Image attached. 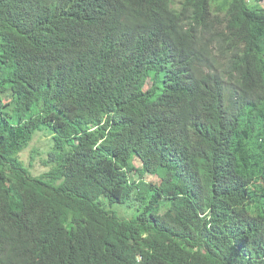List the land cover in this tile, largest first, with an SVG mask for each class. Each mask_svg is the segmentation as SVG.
<instances>
[{
  "label": "trees",
  "instance_id": "1",
  "mask_svg": "<svg viewBox=\"0 0 264 264\" xmlns=\"http://www.w3.org/2000/svg\"><path fill=\"white\" fill-rule=\"evenodd\" d=\"M158 56L95 0H0V264H264V37L226 83Z\"/></svg>",
  "mask_w": 264,
  "mask_h": 264
},
{
  "label": "clouds",
  "instance_id": "2",
  "mask_svg": "<svg viewBox=\"0 0 264 264\" xmlns=\"http://www.w3.org/2000/svg\"><path fill=\"white\" fill-rule=\"evenodd\" d=\"M95 1L106 8L107 18L117 20L123 43L150 45L163 69L180 71L192 82L217 73L226 83L256 57L264 37V17L255 12L264 0H158L156 6L142 0ZM146 85L154 86L152 78Z\"/></svg>",
  "mask_w": 264,
  "mask_h": 264
},
{
  "label": "rangeland",
  "instance_id": "3",
  "mask_svg": "<svg viewBox=\"0 0 264 264\" xmlns=\"http://www.w3.org/2000/svg\"><path fill=\"white\" fill-rule=\"evenodd\" d=\"M44 139V137H42V140ZM42 140H39L38 139V136L36 137V140H35V142H38V144H42V142L44 141H42ZM30 154H31V151L28 149V150H26L24 153H23V155H22V157L26 160V163L29 165L30 164V159H31V157H30ZM46 168V165L45 164H43V162L41 161V160H38L37 159V161H35V164L33 165V167H32V169H33V171L35 172V173H40V172H42L44 169ZM152 179V176L151 175H149L148 177H147V180H151ZM154 179V178H153ZM135 213V211H131V214L133 215Z\"/></svg>",
  "mask_w": 264,
  "mask_h": 264
}]
</instances>
